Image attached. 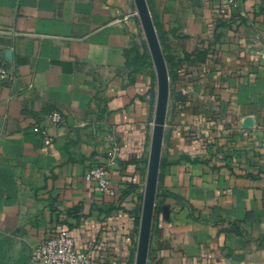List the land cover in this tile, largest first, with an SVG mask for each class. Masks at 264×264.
Segmentation results:
<instances>
[{"label":"crops","instance_id":"0c3cea01","mask_svg":"<svg viewBox=\"0 0 264 264\" xmlns=\"http://www.w3.org/2000/svg\"><path fill=\"white\" fill-rule=\"evenodd\" d=\"M147 2L175 72L148 264H264V0ZM135 11L0 0V61L18 75L0 84V264H32L59 229L94 264L136 263L155 86ZM96 164L115 197L85 179Z\"/></svg>","mask_w":264,"mask_h":264},{"label":"water","instance_id":"95a60500","mask_svg":"<svg viewBox=\"0 0 264 264\" xmlns=\"http://www.w3.org/2000/svg\"><path fill=\"white\" fill-rule=\"evenodd\" d=\"M133 2L144 30L157 76L154 126L135 263L148 264L170 100V75L147 0H133Z\"/></svg>","mask_w":264,"mask_h":264},{"label":"built area","instance_id":"2783aa9c","mask_svg":"<svg viewBox=\"0 0 264 264\" xmlns=\"http://www.w3.org/2000/svg\"><path fill=\"white\" fill-rule=\"evenodd\" d=\"M235 7L238 0H231ZM130 17L138 18L135 11ZM0 34H14L11 30L0 29ZM18 80L17 73L0 61V84H13ZM53 125H61L64 122L62 114L54 111L49 116ZM34 132L37 133L46 145L51 144V136L49 130L42 125H34ZM118 149L114 150L116 155ZM85 179L93 184L102 194L115 197L116 189L112 184V179L108 172V168L101 164H96L88 168ZM32 264H94L90 254L86 251L78 249L76 240L67 231L63 229L57 230L47 239L35 244L31 249Z\"/></svg>","mask_w":264,"mask_h":264},{"label":"trees","instance_id":"16d2710c","mask_svg":"<svg viewBox=\"0 0 264 264\" xmlns=\"http://www.w3.org/2000/svg\"><path fill=\"white\" fill-rule=\"evenodd\" d=\"M160 41H161V45H162V48H163V52H164V55H165L166 62L168 63L169 72H170V81H171V80L175 79V77H174L175 76V72L173 70V58H172L171 55H169L167 53L166 46H165L163 40H161V38H160ZM136 60L140 63V67L141 68L145 67V68H149L150 69L153 66L152 61H151V57L146 52L141 54V55L138 54ZM153 93H154V88H153ZM157 205H156V212H160L161 211V207L157 206Z\"/></svg>","mask_w":264,"mask_h":264},{"label":"rangeland","instance_id":"374dc122","mask_svg":"<svg viewBox=\"0 0 264 264\" xmlns=\"http://www.w3.org/2000/svg\"><path fill=\"white\" fill-rule=\"evenodd\" d=\"M138 19V24H139V47H140V49H141V51L143 52V53H148L149 55H150V50H149V46H148V43H147V40H146V37H145V34H144V30H143V28H142V25H141V22H140V20H139V18H137ZM156 26V25H155ZM157 30V29H156ZM158 38H159V36H158ZM159 40H160V38H159ZM160 44H161V41H160ZM162 46V45H161ZM162 50H163V48H162ZM165 56V55H164ZM150 57H151V55H150ZM151 61H152V59H151ZM152 64H153V61H152ZM167 66H168V63H167ZM168 70H169V67H168ZM150 71H151V73H152V75H153V80H154V99H155V105H156V93H157V76H156V70H155V67H154V64H153V66L150 68ZM169 75H170V72H169ZM170 83H171V81H170ZM142 196L144 197V195L142 194ZM141 214H142V210H141V212H140V216H139V218H138V221H139V223H140V220H141Z\"/></svg>","mask_w":264,"mask_h":264}]
</instances>
